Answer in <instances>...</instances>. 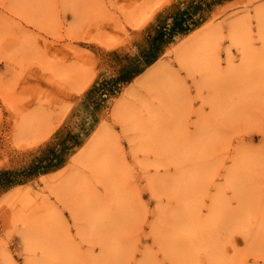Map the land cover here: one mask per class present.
<instances>
[{"label":"rangeland","instance_id":"374dc122","mask_svg":"<svg viewBox=\"0 0 264 264\" xmlns=\"http://www.w3.org/2000/svg\"><path fill=\"white\" fill-rule=\"evenodd\" d=\"M0 264H264V0H0Z\"/></svg>","mask_w":264,"mask_h":264},{"label":"bare ground","instance_id":"6f19581e","mask_svg":"<svg viewBox=\"0 0 264 264\" xmlns=\"http://www.w3.org/2000/svg\"><path fill=\"white\" fill-rule=\"evenodd\" d=\"M145 78H146V77H145ZM141 83H143V82H141ZM95 133H96V132H95ZM92 147H93V144L89 146L90 149H92ZM235 218H236V217H235ZM237 223H238V222H237ZM107 225H108V224H107ZM248 228H249V227H248ZM231 229H232V228H231ZM243 230H244V229H243ZM200 238L202 239V237H200ZM201 241H202V240H201ZM199 242H200V241H199ZM204 242H205V241H204ZM202 243H203V242H202ZM203 245H204V244H203ZM217 256H218V255H217Z\"/></svg>","mask_w":264,"mask_h":264}]
</instances>
